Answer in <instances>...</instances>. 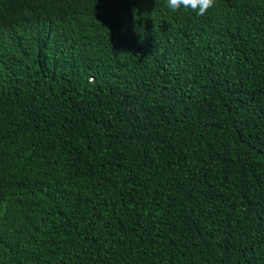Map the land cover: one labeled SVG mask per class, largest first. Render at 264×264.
Here are the masks:
<instances>
[{"label": "trees", "instance_id": "1", "mask_svg": "<svg viewBox=\"0 0 264 264\" xmlns=\"http://www.w3.org/2000/svg\"><path fill=\"white\" fill-rule=\"evenodd\" d=\"M1 220L0 264L264 262V0H0Z\"/></svg>", "mask_w": 264, "mask_h": 264}, {"label": "clouds", "instance_id": "2", "mask_svg": "<svg viewBox=\"0 0 264 264\" xmlns=\"http://www.w3.org/2000/svg\"><path fill=\"white\" fill-rule=\"evenodd\" d=\"M167 4L173 11L179 10L181 6H185L196 11L198 15H204L210 8L214 7V0H167ZM36 41L39 43L35 42L36 46L41 47V45H43L42 35ZM51 42H54V44L61 49H65L71 44V41L66 40L64 36L58 34H56V40L54 41L52 39ZM5 226L6 224L3 226L1 220L0 229H4ZM260 264H264V262Z\"/></svg>", "mask_w": 264, "mask_h": 264}]
</instances>
